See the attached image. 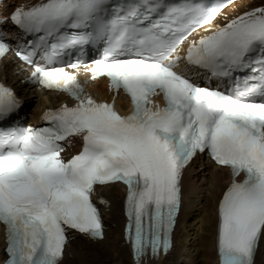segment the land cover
Wrapping results in <instances>:
<instances>
[{
  "label": "snow or ice",
  "instance_id": "snow-or-ice-1",
  "mask_svg": "<svg viewBox=\"0 0 264 264\" xmlns=\"http://www.w3.org/2000/svg\"><path fill=\"white\" fill-rule=\"evenodd\" d=\"M232 2L46 0L15 9L10 20L25 34L43 33L39 41L58 37L53 54L86 43L84 30L103 29L110 16L111 39L91 68L92 79L106 76L111 89H123L132 111L120 115L113 103H98L64 68L36 66L32 83L65 92L76 103L44 112L48 126L20 131L9 123L19 100L0 84L4 264H62L71 230L102 239L94 186L118 181L127 186V238L137 264L149 251L167 254L183 170L205 150L232 176L218 207L220 264H255L264 240V102L254 99L264 98V7L213 24ZM7 22L0 19V25ZM201 28L210 34L191 40L183 59L214 76L250 69L234 95L196 86L174 71L180 45ZM5 35L0 31V58L9 51ZM17 55L31 63V53ZM160 94L163 107L152 100ZM76 137L83 147L66 161L64 144ZM241 173L245 178L237 182Z\"/></svg>",
  "mask_w": 264,
  "mask_h": 264
},
{
  "label": "bare ground",
  "instance_id": "bare-ground-1",
  "mask_svg": "<svg viewBox=\"0 0 264 264\" xmlns=\"http://www.w3.org/2000/svg\"><path fill=\"white\" fill-rule=\"evenodd\" d=\"M27 1V2H25ZM45 0H5L0 6L3 18H8V22L1 25L0 31L6 32L10 38L16 35L21 37V33L14 25L10 17L17 7H33ZM264 7V0H238L226 9L217 19L216 24L223 26L231 19L242 15L255 8ZM208 32L197 34L194 39H199ZM189 44H185L181 49V62L187 54ZM3 71L0 75V82L12 89L15 93H27L30 91L36 94L37 100L33 103L19 101L22 105V112L33 124L42 119L44 112L56 108L60 101L71 104L64 95H54L34 88L31 82V75L24 76L21 73L25 66L16 59L10 57L4 63ZM191 70H197V66L189 65ZM201 69V68H200ZM28 73V72H27ZM21 75V76H18ZM80 77L86 86V93L91 95L98 103L109 102L113 99V93L109 91L108 83L105 80L90 81L87 70H80ZM18 95V94H17ZM117 110L126 112L130 102L127 96L120 94L115 100ZM28 110L31 115H28ZM73 145V144H71ZM72 151L69 148V152ZM74 151L78 153L79 147L74 146ZM182 185V207L178 216L177 224L173 233L172 249L164 256H143L139 264H179L183 257H191L189 263L185 264H219V254L217 249V236L219 227L218 207L224 193L230 185V175L226 169L215 167L208 159L195 157L191 165L183 173ZM96 193L105 199L103 204L105 227L103 239H92L85 234L75 230L68 232V243L65 248L62 264H137L132 256L130 244L124 239V191L119 184H111L102 188H97ZM206 199L204 210L201 211V227L199 231H194L195 237L189 241L190 233L194 229L192 220L197 216L191 212L190 206L197 203V200ZM195 205V204H194ZM6 244L5 229L0 230V264L5 260L4 247ZM255 264H264V240L255 257Z\"/></svg>",
  "mask_w": 264,
  "mask_h": 264
},
{
  "label": "rangeland",
  "instance_id": "rangeland-1",
  "mask_svg": "<svg viewBox=\"0 0 264 264\" xmlns=\"http://www.w3.org/2000/svg\"><path fill=\"white\" fill-rule=\"evenodd\" d=\"M28 1H31L32 2V0H28ZM25 2H27V1H25ZM18 76H21V75L18 74ZM33 92L30 91V93L27 92L25 94H23V93H15V92L14 93H15V95H16V97H17V99L19 101L25 102V103H29V102L33 103L34 101L37 100L36 94L33 93ZM28 115H31V112H29V110H28ZM204 203H206V199H204V200H197V203H193L190 206L191 212L194 215L197 216V219L196 220H194V219L192 220V224L194 225V229L192 231H189V233H190L189 241L190 242H191V239H193V237H195V235H196V232H195V235L193 234L194 231L200 232L199 231V228L201 227V222H200V220H201V211H203L205 209L203 207L204 206ZM190 258L191 257H189V258L183 257V259L180 261L179 264H185L187 261H188L187 263H189L190 262Z\"/></svg>",
  "mask_w": 264,
  "mask_h": 264
}]
</instances>
